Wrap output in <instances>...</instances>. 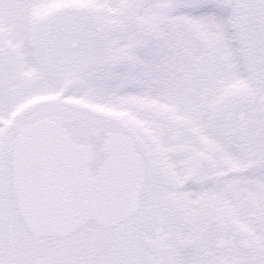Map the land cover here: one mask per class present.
Segmentation results:
<instances>
[{"label":"snow or ice","instance_id":"6c2138e0","mask_svg":"<svg viewBox=\"0 0 264 264\" xmlns=\"http://www.w3.org/2000/svg\"><path fill=\"white\" fill-rule=\"evenodd\" d=\"M0 264H264V0H0Z\"/></svg>","mask_w":264,"mask_h":264}]
</instances>
